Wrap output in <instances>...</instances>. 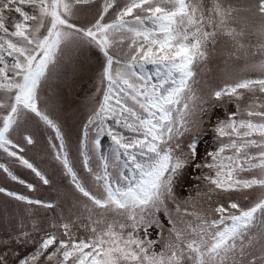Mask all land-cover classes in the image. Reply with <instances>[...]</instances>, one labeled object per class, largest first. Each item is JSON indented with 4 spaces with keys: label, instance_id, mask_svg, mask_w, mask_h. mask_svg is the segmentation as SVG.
Returning a JSON list of instances; mask_svg holds the SVG:
<instances>
[{
    "label": "snow or ice",
    "instance_id": "snow-or-ice-1",
    "mask_svg": "<svg viewBox=\"0 0 264 264\" xmlns=\"http://www.w3.org/2000/svg\"><path fill=\"white\" fill-rule=\"evenodd\" d=\"M93 6V18L79 23ZM221 43L228 59H252L245 71L258 75L212 91L235 110L217 118L214 146L201 156L198 137L183 140L192 117L205 111L195 69ZM70 48L103 56L93 100L102 95L78 142L85 177L60 123L41 107ZM146 65L156 67L155 80ZM33 126L79 211L75 218L61 212L46 230L36 221L28 230L21 219L0 241L7 249L0 264H8L13 243L35 245L23 256L13 252L15 264H264V0H0V175L29 191L35 186L14 167L51 185L25 155L40 147ZM189 168L206 191L197 185L195 196L178 201L176 185ZM248 191L259 196L245 195L247 206L231 199ZM0 194L29 206V216L31 206L58 208L3 186ZM213 195L228 199L213 203Z\"/></svg>",
    "mask_w": 264,
    "mask_h": 264
},
{
    "label": "rangeland",
    "instance_id": "rangeland-1",
    "mask_svg": "<svg viewBox=\"0 0 264 264\" xmlns=\"http://www.w3.org/2000/svg\"><path fill=\"white\" fill-rule=\"evenodd\" d=\"M235 2V0H234ZM96 13V6L86 8L80 13L79 23H87ZM227 46L223 43L218 44L215 51L210 53L207 62L196 66V84L194 85L196 94L205 109L203 115L199 112L192 117L196 123L191 125V130L183 137L186 144L193 136L198 137L200 141V155L203 156L205 150H211L213 145V125L217 118H223L227 112L234 111L233 104L227 102L215 101L211 95L212 91L222 87L225 83H231L233 80L242 76H255L258 73L245 71V65L253 63L252 59H228L226 56ZM103 64V56L96 49L89 48H70L66 49L65 56L60 63L53 79L49 82V87L45 88L42 96L46 97V103L42 101L41 107H47L49 114L57 120L65 132L66 141L70 148V155L74 165L81 177L87 174L83 171L78 163V142L81 129L87 120L90 110L94 107L95 102L100 99V95L95 97L98 87V73ZM156 67L146 65L144 72L151 75L153 80L156 79ZM33 134L40 145L39 148H29L25 155L43 171L51 181L50 186H45L39 182L30 170L14 167L13 170L22 179L35 186V191H29L25 186L19 185L6 176L0 175V186L9 190L30 196L33 199L53 201L58 204L54 211H44L39 206H31V216L28 214L29 206L18 203L3 194H0V241L5 240L9 233L15 234L19 227L20 221L23 222L28 230H31L32 221L38 222L42 230L49 229L51 220L59 216L62 212L65 218H75L78 214V207H74L78 197L74 193L67 178L63 176L57 165L44 152L46 136L42 131L37 132L33 126ZM103 149L105 152L110 151V140H103ZM108 142V144H106ZM107 145V146H105ZM12 166V165H10ZM199 185L202 191H206L205 186L195 179V174L191 168L187 169L184 176L176 185V196L178 201H183L189 196H195V187ZM255 200L259 196L258 191H248L245 193H232L231 199L237 200L243 206L248 205V200ZM227 196L213 195L212 202L217 200L226 202ZM171 208L172 205L169 204ZM190 207L181 203V208ZM206 210V204H205ZM161 218L164 219L163 213ZM167 226V222L165 220ZM41 233H34L33 239H38ZM84 235L83 232L80 233ZM167 231H165V236ZM156 233L153 232V238ZM12 251L8 252V264H15L17 257L13 252H18L20 256L32 251L34 244L25 246H10ZM6 247L0 245V254L6 251Z\"/></svg>",
    "mask_w": 264,
    "mask_h": 264
},
{
    "label": "trees",
    "instance_id": "trees-1",
    "mask_svg": "<svg viewBox=\"0 0 264 264\" xmlns=\"http://www.w3.org/2000/svg\"><path fill=\"white\" fill-rule=\"evenodd\" d=\"M103 140L106 141V138L104 137ZM106 144H108V142H106ZM105 146H107V145H105ZM104 149H105V148H104Z\"/></svg>",
    "mask_w": 264,
    "mask_h": 264
}]
</instances>
